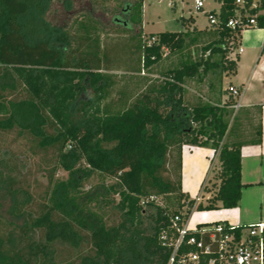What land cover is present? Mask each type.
<instances>
[{
    "label": "trees",
    "instance_id": "16d2710c",
    "mask_svg": "<svg viewBox=\"0 0 264 264\" xmlns=\"http://www.w3.org/2000/svg\"><path fill=\"white\" fill-rule=\"evenodd\" d=\"M59 1L53 14L54 0H0V129L26 136L67 172L54 182L50 174L52 187L37 201L20 178L4 174L0 151V210L9 197L8 215L19 220L0 216V264H167L177 236L174 216L180 225L192 209L234 208L241 197V143L224 142L227 106L235 100L190 102L184 86L200 71L235 69L227 54L239 36L224 25L235 0H219L218 28L188 29L194 21L188 16L185 30L150 33V42L142 37L143 0H123L120 14L101 23L127 33V58L134 60L128 73L150 70L164 50L181 51L202 37L205 43L199 59L165 70L133 98L123 90L109 100L112 47L102 44L94 13L111 0ZM183 145L217 154L218 183L203 186L210 194L205 203L182 191ZM94 175L100 180L85 189ZM191 235L198 236H185L173 264L194 250L186 244ZM59 246L72 255L60 258Z\"/></svg>",
    "mask_w": 264,
    "mask_h": 264
},
{
    "label": "rangeland",
    "instance_id": "374dc122",
    "mask_svg": "<svg viewBox=\"0 0 264 264\" xmlns=\"http://www.w3.org/2000/svg\"><path fill=\"white\" fill-rule=\"evenodd\" d=\"M123 0H111L110 2L99 4L95 7V19L98 21V34L100 35L102 44H109L111 48L110 62L113 71H110L113 81V85L109 89V99L116 98L124 90L125 93H129V97H135L147 84V82L162 80L161 74L167 69L173 67H179L182 62L193 61L201 57V45L205 43V37L200 39V42L187 45L181 51L168 53L164 50L162 58L153 65L150 70H143L139 74L128 73L134 65L133 57L128 53L126 45L127 33L121 31L120 27L103 25L101 22L105 18H111L116 14H120L122 9ZM59 0H54L51 8L54 13H58ZM212 6H218V2L212 0H205V8ZM190 13V14H189ZM188 15H193L196 19V25L187 23L189 28L192 29H210L208 26V18L203 12L196 11L194 8V0H143L142 1V37L149 38L150 33H156L159 31H182L185 30L183 26V20L188 19ZM191 16V17H193ZM194 19V20H195ZM105 21V20H104ZM122 28V27H121ZM255 29H260L255 27ZM262 29V28H261ZM71 32V31H70ZM45 33V32H42ZM47 34V33H46ZM247 37V34L244 35ZM126 38V39H125ZM207 40V39H206ZM168 53V54H167ZM230 54V53H228ZM126 71V72H125ZM225 73L219 74L217 70H209L206 74L202 71L199 75L193 78H187L185 81L186 99L187 101H196L198 98L204 100L206 103H219L217 94L221 95L222 86L227 87L225 82L220 85V78L222 79ZM213 83V87L210 88L209 84ZM209 99V100H208ZM226 99V98H225ZM236 101V98L233 97ZM208 100V101H207ZM235 103V102H234ZM228 115L226 120L228 127L231 129L229 136L224 140L225 143L233 141L232 131H234L238 125H242L244 136H238L237 140H248L249 134H251V127L248 121V115L236 110L235 107H227ZM255 123V121H254ZM252 127H255L253 123ZM254 129V128H253ZM246 132V133H245ZM68 149V147L66 148ZM0 151L2 155L1 167L4 174L12 173L15 179L20 178L22 181L20 184L24 185L29 192L33 195L37 201H42V197L46 192H49L52 184L55 180H65L67 178V172L56 163V160L52 158L50 152L43 153L37 152L36 146L27 139L26 136H17L15 132H7L0 129ZM36 151V152H35ZM219 169V162L216 160L212 164V173L205 179L203 186L208 189L213 186V183H218L215 179L216 171ZM52 175L53 182L49 183V175ZM100 180L97 176H93L85 181V189L89 188L90 184L96 183ZM107 183H111V179L105 180ZM209 192L201 188V192L197 195L195 201L205 203L209 197ZM42 196V197H41ZM190 196V195H189ZM118 196H116V199ZM155 203H160V198L154 199ZM2 210H0V216L6 220L12 222H18L16 218L9 217L8 210L10 209L11 202L9 197L2 198ZM186 210V207L183 208ZM182 210V211H183ZM193 211V209H192ZM217 210L209 211L208 213H215ZM191 220L198 221L199 211L191 213ZM113 215V214H112ZM211 215V214H210ZM211 218L213 217L211 215ZM59 257L68 258L72 253L65 251L63 247H58Z\"/></svg>",
    "mask_w": 264,
    "mask_h": 264
},
{
    "label": "crops",
    "instance_id": "0c3cea01",
    "mask_svg": "<svg viewBox=\"0 0 264 264\" xmlns=\"http://www.w3.org/2000/svg\"><path fill=\"white\" fill-rule=\"evenodd\" d=\"M212 7L220 8V5ZM192 18L195 19L194 16ZM192 25L197 26L196 19ZM258 27L260 29L250 27L241 31L238 46L227 54L229 58L236 61V66L233 71L225 73L221 79L220 85L225 82L228 85L222 86L221 95L217 94L220 102L213 103L223 105L229 97L233 98L230 91L224 92V90H227L230 85L234 86L239 91V95L235 97V103H239L236 110L249 116L248 121L252 128L249 139L236 141L239 135L244 134L242 125H238L231 136L232 143H241V182L243 184L241 197L234 208L217 209L215 213H208L214 210L199 211L198 221L191 220V213L195 211L193 210L186 221L191 228L199 224L211 225L216 222L237 227L264 222V26ZM246 34L247 37H244ZM239 47L242 49L240 52ZM235 103L227 107H233ZM251 123L255 124V127H252ZM230 130L229 128L224 140L229 136ZM259 131L260 136H258ZM214 160L218 161V157L211 147L182 146L181 188L184 193L189 194L191 198L199 195L205 179L212 173ZM209 215L211 218H208Z\"/></svg>",
    "mask_w": 264,
    "mask_h": 264
},
{
    "label": "built area",
    "instance_id": "2783aa9c",
    "mask_svg": "<svg viewBox=\"0 0 264 264\" xmlns=\"http://www.w3.org/2000/svg\"><path fill=\"white\" fill-rule=\"evenodd\" d=\"M212 1L218 2L221 6L219 0ZM260 1L252 0L250 5L246 7V0H235L236 10L224 22V25L232 31L236 30L238 36L241 31L247 28L258 27L263 20L261 17H264V7L260 5ZM194 8L196 11L207 15L208 26L211 28L221 26L222 20L218 17L220 8H205V0H194ZM208 12L212 14H207ZM154 39L152 37L150 41ZM241 50L239 47L238 51ZM228 89L233 97L239 95L238 89L234 86H229ZM238 106L239 103L233 105L235 108ZM178 220L179 216H174L171 219L172 227L175 228L177 236L172 242L173 250L167 264H173L180 245L189 232H195L198 236L191 235L186 239V244L192 245L194 250L182 255L179 260L181 264H198L201 257L207 258V264H264V222L239 227V231L236 233L234 229L238 228L237 226L224 222L191 228L186 222L178 225Z\"/></svg>",
    "mask_w": 264,
    "mask_h": 264
}]
</instances>
